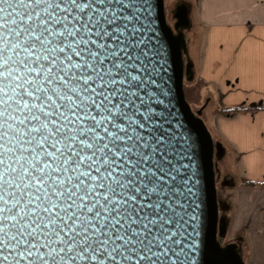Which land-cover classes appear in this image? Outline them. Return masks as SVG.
<instances>
[{"label":"snow or ice","instance_id":"6c2138e0","mask_svg":"<svg viewBox=\"0 0 264 264\" xmlns=\"http://www.w3.org/2000/svg\"><path fill=\"white\" fill-rule=\"evenodd\" d=\"M14 2L22 8L46 4L47 15L16 12L8 0H0V5L11 9L7 16L15 13L21 23L25 17L31 21L20 30L9 29V35L17 38L11 49H19L15 51L19 59L5 58L7 49L0 48V85L10 81L0 86V129L6 123L12 130L8 121L30 124L21 136L30 137L24 143H35L25 149L30 159H16L21 184L4 181L0 173V184L20 190L19 198L14 192L6 193L15 198L13 206L25 196L27 205H34L31 216L20 217L17 233L8 243L0 237V264H141L155 257L154 241H147L149 225H155L141 213L147 206L164 219L159 197L166 187L167 152L162 137L145 140L146 125L136 118V104L130 99L135 92L129 89L139 88L143 81L134 74L138 57L133 54V33L127 24L118 23L131 17H123L113 5L129 9L134 7L132 0ZM6 11L0 6V29L9 23L3 15ZM25 35L29 40L20 42ZM0 43L9 41L0 35ZM9 61L23 71L10 67ZM9 90L19 97L16 111L26 113L22 118L8 112ZM8 136L9 132L0 131V141ZM0 150L12 151L4 143ZM4 163L0 154V165ZM11 172L17 168L11 167ZM154 198L157 203H152ZM0 201L9 203L4 195ZM5 211L12 209L0 207V213ZM5 219L15 221L17 216ZM0 233L7 235L2 225ZM168 238L160 239V245ZM152 264L157 261L153 259Z\"/></svg>","mask_w":264,"mask_h":264},{"label":"water","instance_id":"95a60500","mask_svg":"<svg viewBox=\"0 0 264 264\" xmlns=\"http://www.w3.org/2000/svg\"><path fill=\"white\" fill-rule=\"evenodd\" d=\"M8 3L13 5L16 12L34 10L42 17L47 15L43 11L46 4L22 8L14 0H8ZM132 3L134 7L129 9H120L119 5H113L123 17H131L130 20L121 19L118 23L121 27L127 24L128 31L133 33L131 37L135 41L133 54L138 57L136 62L138 71L134 74L143 81L139 88L129 89L130 92H135V96H131L130 99H133L136 104L134 109L137 112L136 118L146 125L142 130L145 140L162 137L164 150L167 152L164 167L166 187L159 197L162 201L161 206L165 209L161 213L164 219L161 221L155 210L147 206L141 213L147 214L155 225V227L149 225L152 231L148 233L147 241H154L152 252L156 255L142 261L141 264H152L153 259L157 261V264H244L237 242H221L226 235V224L224 217L219 213L213 159L222 155V146L218 141L213 140L200 117L204 105L197 109L191 108L183 94V80L190 77V64L183 62L186 39L182 29L189 25L187 8L183 4L177 5L172 13L174 22L169 25L165 17L163 0H132ZM0 6L7 10L3 15L9 21L5 28L0 29V35L5 36L9 43L7 45L0 43V48L7 49L4 52L5 58L12 56L13 60H17L19 58L15 56V51L19 49H11V45L17 42V38L14 33L9 35V29L20 30L31 21H27L25 17V22L21 23V17L15 13L7 16V12L11 11L8 4ZM12 19L16 20V24L10 23ZM128 38L125 34V39ZM28 40L29 37L26 35L20 37V42ZM22 57L23 53L20 58ZM9 66L21 68L23 71L21 66L12 61H9ZM9 83V80H3V85ZM116 87L121 86L117 84ZM8 94L12 96L8 112L22 118L26 113L16 111L15 101L19 97L13 95L10 90ZM23 99L31 102L27 96ZM116 99L119 100L120 97ZM41 118L45 119L42 114ZM8 123L13 124V129L9 130L7 124H4L0 131L9 132V136L0 143H4L5 147L11 148L12 151L0 150L5 160V163L0 165V173L3 174L4 181L21 184L19 164L16 163V159L20 156L31 158L30 152L25 149L35 147V143L31 145L24 143L23 141L30 137L21 136V134L32 125L26 123L22 126L16 121H8ZM21 163L24 161L22 160ZM11 167H16L17 172H11ZM25 167L28 165L25 164ZM13 177H15L14 181ZM27 181L28 178H25L23 183ZM8 192H14L15 198H19L20 190L15 187L9 188L7 183L0 184V195H4V198L9 201L7 205L0 201V207L12 209L11 212L0 213V225L7 233L6 236L0 233V237L5 240V243H8L10 237L17 233L19 222H21L20 217L25 213L31 216L30 209L34 207V205H27V196L21 199L19 205L13 206L15 198L6 195ZM157 202L156 198L152 201V203ZM139 203L140 201H137V205ZM12 215H16L17 220L5 219ZM13 225L17 226L13 227ZM136 227L139 228L140 225ZM161 229L164 231L162 232ZM165 235L169 238L161 246L160 239H163ZM136 247L141 246L136 245ZM44 251L46 252L47 249ZM4 254H8L7 249L4 250ZM33 259L35 260V255ZM77 264H84V262L78 261Z\"/></svg>","mask_w":264,"mask_h":264},{"label":"crops","instance_id":"0c3cea01","mask_svg":"<svg viewBox=\"0 0 264 264\" xmlns=\"http://www.w3.org/2000/svg\"><path fill=\"white\" fill-rule=\"evenodd\" d=\"M201 26L192 77L201 79L202 120L223 149L219 193L228 241L241 243L244 264H264V0H196ZM218 108H236L228 113ZM229 165V168L226 167Z\"/></svg>","mask_w":264,"mask_h":264},{"label":"rangeland","instance_id":"374dc122","mask_svg":"<svg viewBox=\"0 0 264 264\" xmlns=\"http://www.w3.org/2000/svg\"><path fill=\"white\" fill-rule=\"evenodd\" d=\"M163 2H164V11H165L166 21L169 25H172V23L174 22L172 13L174 11V8L177 5L183 4L187 8V17L189 20V25L186 28L182 29L185 39H186V50H185V53L183 54V62L184 64H187V63L190 64V70L192 73L193 72L192 71V58L194 57L196 53V48L198 46L197 44L199 42V37L201 33V26L197 22V18H196V5H197L196 0H163ZM201 101L203 103V100ZM199 107H195L193 109H197ZM201 115H202V110L200 113V117L202 118ZM224 162L225 160H223L221 156L214 157L213 159L217 199L219 197V193H221L220 191L223 187L222 184H224V180H225L224 177L226 175L224 172V170H226ZM226 167L229 168V165L226 164ZM229 238H232V237L223 238L224 240L223 242L228 241Z\"/></svg>","mask_w":264,"mask_h":264},{"label":"trees","instance_id":"16d2710c","mask_svg":"<svg viewBox=\"0 0 264 264\" xmlns=\"http://www.w3.org/2000/svg\"><path fill=\"white\" fill-rule=\"evenodd\" d=\"M203 86V81L201 79H193L192 73L190 70V77L188 79L183 80V94L185 101L190 105L191 108L199 107L202 104V98H201V88ZM253 108H264V107H255V106H249V107H242V109H253ZM236 108H218L215 109L216 112H219L221 114L228 113L232 110H235ZM240 186H264V181H260L258 183L253 181H240L238 183ZM225 238V237H224ZM224 240L221 239V242ZM239 254L241 255V258L244 262V256H245V249L242 247L241 243H237Z\"/></svg>","mask_w":264,"mask_h":264}]
</instances>
